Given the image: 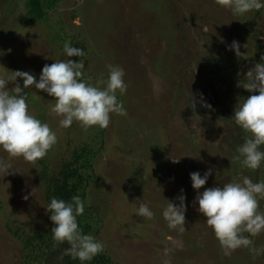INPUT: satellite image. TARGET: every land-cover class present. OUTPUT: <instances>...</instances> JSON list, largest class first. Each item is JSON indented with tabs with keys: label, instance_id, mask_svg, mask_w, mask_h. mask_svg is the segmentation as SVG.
I'll return each mask as SVG.
<instances>
[{
	"label": "rangeland",
	"instance_id": "rangeland-1",
	"mask_svg": "<svg viewBox=\"0 0 264 264\" xmlns=\"http://www.w3.org/2000/svg\"><path fill=\"white\" fill-rule=\"evenodd\" d=\"M26 1L0 0V77L7 79L20 70L39 80L45 64L74 60L64 50L58 54L60 43L53 38L60 30L65 43L71 44L70 38L76 36L87 51L84 58L97 56L100 61L87 63L81 58L92 84L108 79L109 66L125 71L127 91L117 92V97L126 115L112 114L107 128L85 129L75 121L62 128L61 117L49 114L55 98L34 87L24 90L26 100L32 98L27 102L30 112L57 135L45 156L51 166L59 167L76 143L96 140L102 148L93 171L97 180L87 192L102 221L95 239L103 242L113 261L264 264V232L257 236L245 232L253 244L224 255L198 211V201L194 203L197 190L190 177L192 172L203 176L212 169L200 192L241 182L244 176L253 182L264 180V163L254 171L233 159L246 133L232 118L239 100L251 94L238 87V81L264 56V8L259 14L252 10L234 15L215 0H58L47 21L29 22ZM233 41L240 44V58L229 50ZM231 58L232 66H225ZM213 70H219V78ZM16 83L23 87V78L9 82L10 94ZM220 87L232 91V101L221 99ZM201 96L211 108L196 102L194 111L190 101ZM0 160L12 167L8 175L0 174V264H21L24 246L9 228L24 230L25 239L50 224L39 178L41 160L32 164L22 157L10 158L2 148ZM181 194L187 206L183 233L170 229L163 217L169 203L180 204ZM141 202L154 213L153 219L136 214ZM259 203L264 212V200ZM67 246H56L32 264H65L71 257L60 256ZM253 248L260 250L258 255Z\"/></svg>",
	"mask_w": 264,
	"mask_h": 264
},
{
	"label": "clouds",
	"instance_id": "clouds-1",
	"mask_svg": "<svg viewBox=\"0 0 264 264\" xmlns=\"http://www.w3.org/2000/svg\"><path fill=\"white\" fill-rule=\"evenodd\" d=\"M215 3L230 9L234 15L264 8L261 0H215ZM228 47L230 51H235L238 58L242 57L238 41H233ZM64 52L67 57L82 58L86 55L83 49L67 42ZM84 67L83 59L79 62L58 60L44 65L39 80L32 73L20 70L12 71L7 79L0 77V148L10 158L22 157L26 162L36 164L57 143V135L50 125L30 112L25 89L34 87L55 98V104L49 107V114L61 117L59 125L62 128L71 127L74 121L85 129L93 126L107 128L112 114L126 115L123 103L117 97V92L123 95L127 91L124 69L109 66L108 79L98 80L94 85L84 79ZM17 77L23 78V87L16 83L12 90L14 94H10L7 85L15 82ZM237 86L251 94L242 102L239 100L232 117L246 133L244 142L237 148L238 155L233 159L240 161L242 167L255 171L264 163V151L260 150L264 146V56L261 62L248 69ZM196 102L211 108L201 96L199 101H190L189 106L194 111ZM179 160L172 159V162L178 163ZM10 169V164L0 160V174L8 175ZM211 174L212 169H208L203 176L198 171L190 173L192 187L197 190L194 203L198 201V211L206 217V223L213 229L224 255L230 256L233 251L253 244L248 236L243 235L245 232L250 236L264 232V212L259 210V202L264 200V180L253 182L250 177L244 176L241 182L207 187L200 192ZM183 191L181 189V193ZM177 199L180 204L169 203L163 210V217L170 229L183 233L186 196L181 194ZM46 210L51 213L50 220L54 223L51 229L54 241L58 245H68L60 256L61 260L69 256L84 264L104 251L103 242L91 234H84L79 227L77 217L85 211L84 201L79 195H74L70 202L53 197ZM136 214L147 219L154 218V213L144 202L139 204ZM252 251L257 255L260 252L255 248ZM164 264L170 262L165 261Z\"/></svg>",
	"mask_w": 264,
	"mask_h": 264
},
{
	"label": "trees",
	"instance_id": "trees-1",
	"mask_svg": "<svg viewBox=\"0 0 264 264\" xmlns=\"http://www.w3.org/2000/svg\"><path fill=\"white\" fill-rule=\"evenodd\" d=\"M57 1L58 0H27L26 15L29 18V22L47 21L49 10L55 8ZM256 12L257 14L260 13V11ZM256 23L257 19L254 21V24ZM75 39V35L70 38V45L82 49L81 45L79 43L77 44ZM65 40L66 36L63 35L62 30L55 32L53 41H55L57 44L60 43L61 48H59L58 54H62L60 52L64 50ZM84 51L87 53L86 50ZM51 58L52 56L50 59H48V63H50ZM73 59L74 61L77 60L76 62H79L81 57L73 56ZM84 59L87 61V63H89L88 60H90V62L94 60L95 63L100 62L97 56ZM232 62H234L232 58L228 59L225 61V66H232ZM216 68L217 67L214 69ZM82 71L84 73V79L90 82L87 74L85 73V68H83ZM212 74H215L216 77L219 78L220 72L219 70H213ZM229 83L230 86H233L231 82ZM218 93L221 99H224L226 103H229L233 100V96L231 95L233 93L228 88L220 87L218 89ZM29 99L31 100L32 98L29 97L26 102H28ZM40 117L44 119L43 114H41ZM95 141H82L80 143H76L72 150L68 152V156L61 159L59 167L51 166L49 164L48 158L44 157V159H41V169L39 171V178L44 184L42 186V194L46 207L48 204H50L53 197L57 199H64L66 202H70L74 195H79L85 204V211L83 215L77 217L79 227L84 234H91L94 238L99 230L100 225H102L98 209L92 207V205L89 204L90 201L88 199L87 192L89 185L93 182H96L97 180L93 174V171L95 168V161L98 157V154L102 150L101 147H97L98 144H96ZM260 150L263 151L264 146H261ZM50 215L51 213L48 212L49 219ZM52 227H54V223L50 220V224L47 227L40 229L39 231H34L32 234L26 236L25 239L23 234L24 230L22 231L17 228H9L11 234L19 237L23 243L25 252L22 255L21 264H32L33 261H41L46 255L52 252L56 246H58L56 241L53 239V233L51 231ZM65 264H81V262L78 259L73 260L70 258ZM84 264L118 263L114 262L104 249L103 252L96 255L91 261L84 262Z\"/></svg>",
	"mask_w": 264,
	"mask_h": 264
}]
</instances>
